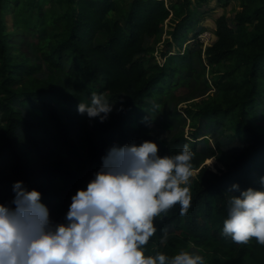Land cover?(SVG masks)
<instances>
[{
  "label": "trees",
  "instance_id": "obj_1",
  "mask_svg": "<svg viewBox=\"0 0 264 264\" xmlns=\"http://www.w3.org/2000/svg\"><path fill=\"white\" fill-rule=\"evenodd\" d=\"M173 2L170 7L166 0H0V160L7 157L11 163L0 181V199L13 197V182L22 180L29 189H38L42 200L60 201L53 220L63 222L71 197L87 186L88 166L93 178L110 146L132 142V128L149 129L143 113L154 104L148 98L178 87L196 57L185 47L158 62L155 42L174 11L179 21L173 39L182 47L202 14L190 5H209L207 0ZM214 32L216 40L206 50L209 65L228 68L216 84V97L199 112L210 118L209 125L230 130L239 147L226 170L214 171L202 164L219 157V139L212 145L209 138L201 144L182 137L178 149V139L141 138L140 143L155 141L162 156L188 145L194 153L192 170H197L188 185L187 213L181 215L177 204L154 218L157 232L144 246L145 255L197 254L191 250L195 247L207 250L204 264H264V245L255 238L240 244L222 235L228 200L239 195L231 185L259 188L264 176V0H240L234 21L220 16ZM193 41L202 45L199 35ZM43 63L51 73L39 77ZM92 93L113 104L103 122H91L77 111L80 101L90 103ZM74 118L83 138L73 134ZM44 133L51 135L48 141L39 139ZM57 154L65 159H53ZM164 231L168 237L161 243Z\"/></svg>",
  "mask_w": 264,
  "mask_h": 264
},
{
  "label": "clouds",
  "instance_id": "obj_2",
  "mask_svg": "<svg viewBox=\"0 0 264 264\" xmlns=\"http://www.w3.org/2000/svg\"><path fill=\"white\" fill-rule=\"evenodd\" d=\"M112 108L106 97L92 93L77 111L103 122ZM193 156L188 145L162 156L153 140L113 144L87 186L71 197L63 222L51 218L38 189L14 181L11 201L0 202V264H204L200 254L153 256L144 248L157 232L154 218L177 204L181 215L187 213ZM259 184L231 185L239 195L228 200L222 235L234 242L255 238L264 245V176ZM167 237L164 231L161 243Z\"/></svg>",
  "mask_w": 264,
  "mask_h": 264
},
{
  "label": "rangeland",
  "instance_id": "obj_3",
  "mask_svg": "<svg viewBox=\"0 0 264 264\" xmlns=\"http://www.w3.org/2000/svg\"><path fill=\"white\" fill-rule=\"evenodd\" d=\"M175 1V0H173ZM172 0H166L167 5L172 7ZM177 1V0H176ZM209 5L194 7V4L190 5L191 10L198 8L202 14L199 17V22L193 27L195 30L187 35L186 42L181 47L178 43L174 42L173 32L175 24L179 21V18L171 14L170 18L164 24L163 35L160 38V42H155L156 47V59L158 62H164V55L170 53H183L185 47H190L192 52L196 54L190 67L182 73L180 79V85L172 89L167 94L154 99L149 97L148 101L153 103L154 106L144 112L146 114V122H149L148 130H135L132 128L131 135L132 140L136 143H140L141 138L145 134L152 135L157 139L164 141H170L178 139L179 142L182 137L189 140H199L201 144H208L204 138H209V144L214 145L215 140L219 139L222 144V149L219 150V157L209 158L202 164L206 165L214 171L226 170L225 164L230 161L233 155L237 152L239 143L237 140L231 137V131L224 128L216 129L215 125H209L210 118L199 111L210 101L216 97L217 82L224 79L226 76V70L228 65L225 64L221 69H216L209 65L208 55L206 50L216 40L215 36V24L217 18L225 15L230 22L234 21L235 14L240 10V0H207ZM261 2V1H260ZM47 8L50 4L46 5ZM10 31L14 30L11 24L8 23ZM30 41H35L34 33L29 32ZM199 35L201 46L195 44L194 37ZM202 48V58L198 59V50ZM220 70V71H219ZM51 73L50 67L47 63H43L42 70L37 73L39 77H46ZM2 96L0 89V97ZM264 100V98L262 97ZM18 103V101H16ZM260 112V111H259ZM1 114V112H0ZM99 118H92L91 122ZM90 122V123H91ZM90 126V125H89ZM73 134L77 139L83 138L81 126L78 123V118H74ZM198 136V139L196 137ZM51 138L49 133H44L39 136L41 141H48ZM182 143L177 144V148L180 149ZM58 152H60L57 147ZM68 159L79 162L74 156L67 157ZM53 159H65L61 154H57ZM11 167L9 158L0 160V181ZM91 166H88L85 175H87L88 181L91 178ZM193 175L196 176L197 170H192ZM191 176V177H192ZM12 197L0 199V202L11 201ZM50 210L51 218H55L59 209L60 201L52 197H48L42 200ZM194 253L202 255L204 258L207 256L206 249H198L192 247ZM207 259V258H206Z\"/></svg>",
  "mask_w": 264,
  "mask_h": 264
}]
</instances>
